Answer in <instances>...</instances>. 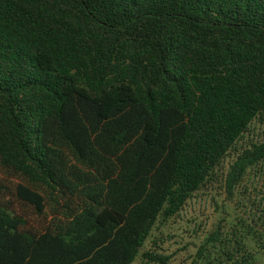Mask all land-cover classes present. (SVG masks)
I'll use <instances>...</instances> for the list:
<instances>
[{"label":"trees","instance_id":"obj_1","mask_svg":"<svg viewBox=\"0 0 264 264\" xmlns=\"http://www.w3.org/2000/svg\"><path fill=\"white\" fill-rule=\"evenodd\" d=\"M264 0H0V264L145 249L264 164ZM264 214V212H263ZM218 228L191 264H254Z\"/></svg>","mask_w":264,"mask_h":264},{"label":"rangeland","instance_id":"obj_2","mask_svg":"<svg viewBox=\"0 0 264 264\" xmlns=\"http://www.w3.org/2000/svg\"><path fill=\"white\" fill-rule=\"evenodd\" d=\"M263 132V128L253 124L237 149L243 150L260 140ZM234 155L232 152L226 159L223 176L195 195L145 249L170 257L168 264H191L197 247L219 228L228 238L243 241L247 251L254 255V264H264V164L251 171L229 197L223 190V180ZM134 264H142L140 258Z\"/></svg>","mask_w":264,"mask_h":264}]
</instances>
